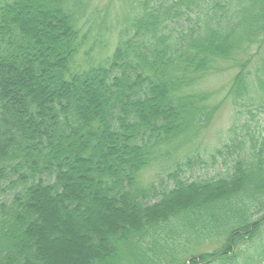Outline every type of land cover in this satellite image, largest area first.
I'll return each mask as SVG.
<instances>
[{
    "label": "trees",
    "instance_id": "1",
    "mask_svg": "<svg viewBox=\"0 0 264 264\" xmlns=\"http://www.w3.org/2000/svg\"><path fill=\"white\" fill-rule=\"evenodd\" d=\"M68 1L0 0V264H264V95L246 94L252 59H233L229 92L245 123L209 155L189 149L219 105L198 84L222 49L252 51L264 0H133L139 12L117 24L113 50L109 26L93 40ZM32 5L58 17V35L33 31ZM156 163L164 180L141 184ZM217 225L223 239L201 252Z\"/></svg>",
    "mask_w": 264,
    "mask_h": 264
},
{
    "label": "rangeland",
    "instance_id": "2",
    "mask_svg": "<svg viewBox=\"0 0 264 264\" xmlns=\"http://www.w3.org/2000/svg\"><path fill=\"white\" fill-rule=\"evenodd\" d=\"M134 2L133 0H90L89 5L91 8V11H94L96 13V10H98L100 13L96 17L94 16L92 17V15H90L86 11H85L86 12L85 14L79 12V10L76 8L78 6L80 7L79 2L77 0H69L68 3L65 4L66 5L65 7H68L71 11H73V14H74L73 21H75V23L80 25V24H83L84 21L91 20L89 24V28H92V31L94 32L91 35L93 40L96 37V32H97L96 30L99 28L98 26L106 23V25L109 26L110 32L106 34V37H105L106 39L104 40H110V46H111V49L113 50L119 38L117 24L121 23L127 18H131V15L134 16L139 12L138 8H134L137 6L136 2L135 3ZM132 8L136 9L133 12V14L131 12V10H133ZM102 11H106V13H102ZM39 12H40L39 7L32 5L28 7V12L26 13V20L29 19V23L33 25L32 27L33 31H35V33H37L40 36H43L45 34L53 35V36L58 35L59 34L58 33L59 28L57 27L59 25L58 17L54 16L50 18V17L44 16L43 14L38 15ZM244 17L248 19V15H244ZM104 19H106V22H104ZM228 19L232 20L233 18L231 15H229ZM231 20L229 21L230 22L229 25H231ZM212 24L213 25H210L212 29H218L217 24H214V23ZM159 31L160 30H158L157 32L158 34L161 33ZM234 33H236L235 34L236 37L238 36V34L239 36L241 34L240 31H235ZM258 37H259L258 39L250 41V43L254 42L255 46H250V43L246 44L248 48L251 47L252 49V51L249 53L244 52L242 54H239V53L236 54L235 49H232L230 46L228 47L229 49L227 50H225L227 47L225 49H222L223 51L221 52V57H220L221 59H219L218 61L216 60L215 64H213V66L210 67L212 69L211 72L204 78V81L201 80V82L198 84L197 87L201 89L202 91L205 90V91L216 94V96H214L212 100H209L210 102L208 101V105L211 106L217 102H219V105L215 111V114H214L215 116H214L213 122L210 125V127L203 134H201L197 138L196 141H194L191 144L189 149H192V148L197 149L200 146V152L205 155H209L220 142L226 140V137L228 136L227 131L230 130L232 126H235L236 124V126L240 127V125H243L245 123L244 119L242 120V117H241V114H243V111H244L243 108L241 112V109L236 107V103L234 99L230 97L231 95L229 93L230 85L233 81L235 74L238 71L237 70L238 65L233 64V61H234L233 59L238 60V61L240 60V57H242L243 59L245 58L246 59L249 58L250 60L252 59L253 62L251 63L249 67L252 69L253 73L255 72L257 67H259L260 65L259 63H261L262 61H263L262 63L263 66H260V67H264V46H263L261 54L257 56L258 60H257V57H256V60L254 58L255 48L257 47L258 44L264 41V35L261 32L258 35ZM244 40H246V37L245 39H243V41ZM219 41L223 42L222 37L219 39ZM168 43H170V41ZM96 44H98L96 41L93 43L92 41H90L87 44V46H84L83 50L84 51L90 50L93 47H95V50H96L97 46L99 45L98 44L97 46H95ZM49 49L50 48H48L47 51ZM95 54H100L101 59L104 60L105 58L104 53L101 54V53L95 52L94 55L92 56L94 62L98 60ZM254 68L256 69L254 70ZM253 73L252 74L251 72L248 73L249 76L246 77L245 79V85H246V91H247L246 94L249 97V99H259L260 101V98H263L262 96L264 95V92H260V90L258 89L257 82L255 80L256 75ZM36 78H37V73L35 71L32 74V80H35ZM258 79L261 80V76H259ZM23 81H24L25 89H28L29 86H27L26 79H23ZM51 94L53 95V93ZM256 121H258L260 126L264 127V112H261L256 117ZM166 169L167 168L163 166L162 164L159 165L158 163H156V164L150 165L144 168L143 170H141V172L139 173L138 179L140 183L143 185H149L151 183H154L157 181L158 178H161L162 180H164L165 178L164 173L167 171ZM166 178L168 180V177ZM240 221H243V220L239 219L238 221H236V219H234V221L230 223H239ZM223 227H224L223 225H221L220 227H218L217 225L214 228L213 227L209 228L208 232L210 233V237L204 240L201 239L199 241V245L201 246L200 247L201 252L211 250L212 246H209V245L216 244L215 243L216 240L217 242H220L223 239L224 234H223V231L220 230V228H223ZM160 254H162L161 255L162 258H160V260L164 259L165 261L166 259L169 258L168 256L165 255L167 254V252L166 253L160 252ZM143 259H144V256L143 258L137 257V259H133V260L134 261L138 260L139 264H143ZM129 262L131 264V261ZM163 264L165 263L163 262Z\"/></svg>",
    "mask_w": 264,
    "mask_h": 264
}]
</instances>
